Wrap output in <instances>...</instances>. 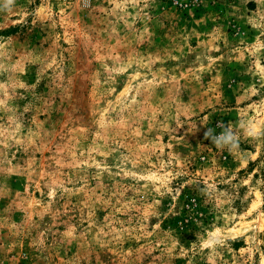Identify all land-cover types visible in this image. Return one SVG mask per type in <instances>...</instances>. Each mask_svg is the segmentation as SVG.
Instances as JSON below:
<instances>
[{"label":"rangeland","instance_id":"rangeland-1","mask_svg":"<svg viewBox=\"0 0 264 264\" xmlns=\"http://www.w3.org/2000/svg\"><path fill=\"white\" fill-rule=\"evenodd\" d=\"M0 264H264V0H0Z\"/></svg>","mask_w":264,"mask_h":264},{"label":"clouds","instance_id":"clouds-1","mask_svg":"<svg viewBox=\"0 0 264 264\" xmlns=\"http://www.w3.org/2000/svg\"><path fill=\"white\" fill-rule=\"evenodd\" d=\"M7 3H13V0H7ZM217 127L222 129L219 134H217L213 128H207L204 132V139L210 140L218 150H227L230 153L236 150L239 145L237 140L238 130L233 129L231 122L227 125L220 122ZM241 127H243V125H241ZM245 131L249 135H255L254 126L251 124L245 128Z\"/></svg>","mask_w":264,"mask_h":264}]
</instances>
